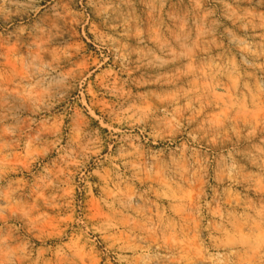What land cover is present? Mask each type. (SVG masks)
<instances>
[{"label": "rangeland", "instance_id": "obj_1", "mask_svg": "<svg viewBox=\"0 0 264 264\" xmlns=\"http://www.w3.org/2000/svg\"><path fill=\"white\" fill-rule=\"evenodd\" d=\"M0 264H264V0H0Z\"/></svg>", "mask_w": 264, "mask_h": 264}]
</instances>
